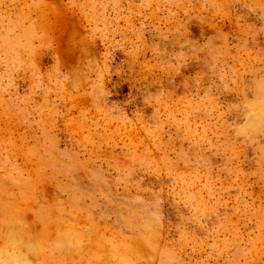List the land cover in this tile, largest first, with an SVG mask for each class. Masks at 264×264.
<instances>
[{
  "label": "rangeland",
  "instance_id": "374dc122",
  "mask_svg": "<svg viewBox=\"0 0 264 264\" xmlns=\"http://www.w3.org/2000/svg\"><path fill=\"white\" fill-rule=\"evenodd\" d=\"M0 264H264V0H0Z\"/></svg>",
  "mask_w": 264,
  "mask_h": 264
}]
</instances>
